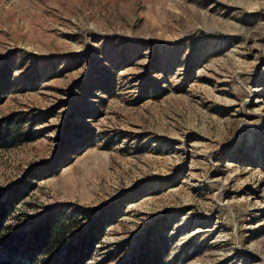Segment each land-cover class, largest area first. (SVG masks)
<instances>
[{
	"label": "rangeland",
	"instance_id": "obj_1",
	"mask_svg": "<svg viewBox=\"0 0 264 264\" xmlns=\"http://www.w3.org/2000/svg\"><path fill=\"white\" fill-rule=\"evenodd\" d=\"M0 126L14 227L96 223L86 264H264V0H0Z\"/></svg>",
	"mask_w": 264,
	"mask_h": 264
},
{
	"label": "trees",
	"instance_id": "obj_2",
	"mask_svg": "<svg viewBox=\"0 0 264 264\" xmlns=\"http://www.w3.org/2000/svg\"><path fill=\"white\" fill-rule=\"evenodd\" d=\"M14 138L11 129L0 126V145L11 146ZM21 197L15 191L0 205V264H86L89 261L98 241L96 223L89 229L72 232L77 219L57 212L49 213L28 230L23 225L14 227L9 224L11 211Z\"/></svg>",
	"mask_w": 264,
	"mask_h": 264
}]
</instances>
